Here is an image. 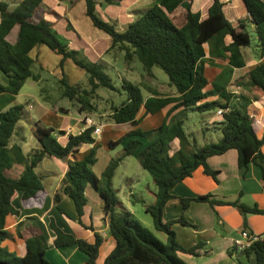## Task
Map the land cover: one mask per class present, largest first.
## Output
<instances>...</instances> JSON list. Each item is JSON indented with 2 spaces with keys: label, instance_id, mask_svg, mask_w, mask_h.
<instances>
[{
  "label": "trees",
  "instance_id": "16d2710c",
  "mask_svg": "<svg viewBox=\"0 0 264 264\" xmlns=\"http://www.w3.org/2000/svg\"><path fill=\"white\" fill-rule=\"evenodd\" d=\"M75 1L70 0L71 3ZM84 1L85 14L92 25L110 37L108 50L116 48L123 51L126 61L136 56L146 73L151 76L153 67H160L167 74L169 84L175 87V94L160 92L142 84L150 94L145 98L140 85L128 80L121 82L125 98L113 107L111 119L115 124L127 125L128 130L119 139L110 140L108 145L113 147L124 139L127 141L121 153L111 157L100 177L92 170L98 147L92 134L94 126L77 134L69 133L66 143L61 144L58 136L65 133L63 130L35 122L32 133L39 146L24 153L18 144H9L16 123L23 117L24 105L17 103L4 110L0 109V264H50L46 258L49 244L57 247L76 244L86 254L88 264H98L101 236L94 232L93 242L77 237L59 227L53 216L49 218V227L54 232L51 241L39 228L26 225L21 229L18 224L16 234L23 239L21 254L17 255L1 244L3 240L12 237L5 227L6 216L20 214L19 208L13 204L18 193L25 206L43 203L44 186L35 167L46 156L60 159L68 155L76 156L84 143L93 145L82 158L68 161V169L53 196V203L60 213L70 217L60 203L63 196L70 197L76 209V220L85 226L81 221L86 203L85 186L90 183L98 189L104 199L109 233L115 239L114 248L102 264H188L178 253L197 254L202 243L183 246L177 241L173 223L192 225L183 214L174 219L163 220V207L175 196L171 193L174 185L191 176L198 166L217 181L218 170L209 166L207 158L235 148L242 176L250 163L258 165L264 189V153L260 150L264 143V132L261 137L256 135L252 118L245 110V96H240L242 101L237 100L234 92L228 90V80L225 78L233 68L245 65L241 49L250 44L251 34L244 19H240L238 25H232L223 12L221 0H210L203 10L195 12L191 9L193 0H159L138 14L122 31L114 23L96 14L98 0ZM100 1L112 4L120 0ZM242 1L253 24L259 55L262 57L264 0ZM41 2L42 0H19L13 9H9L8 1L0 0V71L5 74V83L0 82V93L17 94L27 78L38 79L32 70L35 60L30 55V50L42 44L61 55L60 65L66 59H71L76 66L88 73L90 88L71 84L64 76L60 82L64 97L75 100L80 111H90L94 108L91 95L95 89H113L114 85L100 62L82 59L79 51L70 48L67 41L61 38L54 29L53 22L44 17ZM15 25L18 26V37L11 43L6 35ZM226 36L230 37V41L226 42ZM204 44L208 45V55ZM214 59H227V65L210 81L205 74V64L213 63ZM246 77L245 82H240L241 85L264 94V61L248 70ZM211 95L217 97L209 100ZM168 105L169 108L158 126L147 130L138 126L143 117ZM141 108L143 114L138 116ZM219 108H224L221 120L214 124L221 131V138L198 146L184 129L188 113ZM174 140L178 142L175 150L172 149ZM129 155H135L140 165L153 175L155 200L151 204H144V209L150 213L155 230L165 234V241L123 208L118 190L113 185L117 167ZM16 164L23 167L18 176L12 173ZM179 199L183 208L188 207L192 201L206 202L211 207L216 204L232 205L242 214L243 227L247 229L246 214L264 215V208L258 204H246L238 198L225 200L206 193ZM86 227L92 229L91 225ZM249 233L254 234L251 230ZM235 250L236 248L228 250V254L234 257L237 264H243L238 255L234 254ZM239 253L253 255V264H264V237L255 240L249 247L240 249Z\"/></svg>",
  "mask_w": 264,
  "mask_h": 264
},
{
  "label": "crops",
  "instance_id": "0c3cea01",
  "mask_svg": "<svg viewBox=\"0 0 264 264\" xmlns=\"http://www.w3.org/2000/svg\"><path fill=\"white\" fill-rule=\"evenodd\" d=\"M7 1L9 3V9H13L19 0ZM158 1L159 0H120L116 3L106 4L98 0L95 6V12L102 19L114 23L115 27L122 31L138 14ZM221 1L223 3V12L232 25L236 26L240 19H244L246 28L253 30V24L249 20V13L242 0ZM209 2L210 0H193L191 9L194 12L197 10H203ZM40 6L44 17L53 22V27L56 29L57 33L63 35L70 48L75 50L82 49L84 54H87V58H96L95 62H102L103 60L108 63V60L103 59L104 54L109 51L110 37L108 34L94 26L93 28L88 25L86 21H79L78 18L74 19L71 16L73 9H80L85 12L84 0H76L74 3H71L70 0H42ZM17 37L18 26L15 25L6 35V39L9 42L14 43L17 40ZM225 40L226 42L230 41V37L226 36ZM204 48L206 55H208V45L204 44ZM241 50L244 55L245 65L233 68L232 72L225 76L228 80L227 88L234 92L239 101H242L240 96H245V110L252 118V126L256 135L261 137L264 132V94L247 89L246 86L241 85L240 82L246 81L248 70L257 63L264 61V56L261 57L259 55L258 46L256 49L245 46L242 47ZM90 54L94 57H90ZM34 60L36 61V58H34ZM226 65L227 59H214L213 63H206L205 74L207 78L212 81ZM35 74L37 73L35 72ZM29 78L32 79L33 83H38L42 77L38 76L37 80H34L31 77ZM145 85L155 88L160 92L170 93L172 95L175 94V87H171L168 83L159 87H154L149 83H145ZM149 95L150 94L147 92V95L144 97L146 98ZM216 97V95H211L208 99L211 100ZM63 98L66 102L59 106L41 101L40 104L45 106L39 108L37 113L34 114L33 112L31 113L28 111V116L25 119L29 123L31 135L30 133L27 135V133L23 131L25 126L17 122L9 144H18L24 153H28L34 148H37L39 143L32 133L33 125L35 122H39L46 126L54 127L49 116H55L60 120H58L59 125L54 128L65 132L58 136V141L61 144H65L67 141V135L69 133H80L85 126L83 121L84 116H90L94 123L101 127L100 132L95 136V144H98L96 155H98L99 152L98 148L101 149L105 161L97 171H95L96 163L92 165V170L95 175L100 177L111 157H113L111 150H114L119 146H122L123 148L127 139L122 140L113 147H110L108 142L110 140L115 141L119 139L128 130V126L124 124H115L112 119H109L107 122H100L92 113L79 111V108L73 105L70 100L64 96ZM9 104L11 103L3 101L2 105L3 107H6L1 110L9 107ZM72 107H75L77 111V114H74L73 119L68 116L71 114L70 108ZM27 108L32 109L34 106L32 103H29ZM168 108L169 105L155 113L146 115L141 119L138 126L143 130L158 126L162 122ZM142 114L143 112L140 114L138 113V116ZM220 120L221 116L219 115L213 120H203L202 126L196 125V130L201 131L202 133L204 131L207 132L208 130L218 132L214 122ZM146 121H148L147 125L143 127L142 124ZM210 121H212V124ZM105 128H107L108 133L102 135ZM193 138L195 139V137ZM92 145L93 144L91 143H84L79 147L76 156L68 155L64 159L55 156H46L51 157L52 159L49 164H44L45 157L42 159V161L35 167V171L42 178L45 191L43 203L41 205L25 206L18 193L13 200V204L19 208L20 214L18 216L13 214H8L6 216L5 227L11 233L12 237L3 240L1 243L2 246L17 255L21 254L23 239L16 234V226L18 224L21 229L26 225L39 228L45 237L51 241L54 232L49 227V218L50 216H53L57 225L64 231L71 232L75 236L84 238L90 242H93L95 239L94 232L98 233L101 236L102 241L99 247L97 263H103L105 257L114 248L115 239L109 233L108 219L104 211V199L98 189L90 183L85 186L84 194L86 196V203L81 215V221L85 226L76 220V209L70 197L65 195L60 201L70 217L60 213L53 203V196L59 188L60 182L68 169V161L74 160L75 158H82ZM177 146L178 142L177 140H174L172 142V149L175 150ZM260 150L264 153V143L261 145ZM129 156L124 157L120 163L125 161ZM237 157L238 153L235 148H230L222 154L211 155L207 158V163L213 169L218 170L217 181H215L210 175L205 174L202 167L198 166L191 176L184 178L171 189V193L175 196L170 198L164 205L163 220L167 221L174 219L183 214L192 225L182 224L180 222L173 223L172 227L175 231L177 241L183 246H191L198 242L202 243L197 254L178 253V255L188 264H237L234 257L228 254V250L234 248H236L234 254L238 255V258L243 264H253V255L246 256L244 253H239L240 248L234 244V239L240 236V231L242 229H246L247 231L251 230L255 234H263L264 215L254 213L246 214L248 230L243 227L242 214L232 205L216 204L214 207H211L206 202L192 201L188 207L183 208L179 199V197H192L210 193L219 199L235 200L238 198L243 203H256L259 207L264 208V189L261 182L260 167L254 163H250L244 176H242V170L237 164ZM96 160H98V157H96ZM22 168L21 165L16 164L12 169L14 176H18L21 173ZM115 175L113 178V185L118 190V196L121 200L122 206L134 216L137 214L136 206L138 203H141L142 206H144V204H151L154 202L156 186L153 182L152 174L151 180H149L150 182L143 184V188L140 189L137 187V182H135L136 178L126 171L123 172L125 184L121 183L115 185ZM144 193L147 194V197H145ZM90 225L92 226V229L86 227ZM46 258L49 260L50 264H88L86 262V254L80 250L76 244L60 247L49 244V247L46 250Z\"/></svg>",
  "mask_w": 264,
  "mask_h": 264
},
{
  "label": "rangeland",
  "instance_id": "374dc122",
  "mask_svg": "<svg viewBox=\"0 0 264 264\" xmlns=\"http://www.w3.org/2000/svg\"><path fill=\"white\" fill-rule=\"evenodd\" d=\"M71 16L74 19L78 18L79 21H86L88 25L93 27L90 19L85 15L84 10L73 9V11L71 12ZM247 30L251 34L250 44L248 45V47L256 49L258 46L256 35L252 29L247 28ZM59 35L61 36L62 39H65L62 34ZM78 51H79V56L82 59L93 62L95 61L96 58H87L86 57L87 54H84L82 49ZM30 55L33 58H36V61H34L32 65V70L34 73L36 72L39 77H42L41 80L38 83H33L32 79L30 78L26 79L20 91L17 94H10L7 92L0 93V109L6 107V106L3 107L2 105L3 101L4 102L6 101V103H11L9 105L20 103L24 105V108L26 107V109H24L23 117L19 119L18 122L19 124H23L25 126V129H23V131L27 133V135L29 133L31 135V130L29 129V123L25 119L28 116L27 113L28 111L31 113L33 112L34 114L37 113L39 108L45 106L40 104L41 101L49 102V104H53L55 106L56 105L59 106L66 102L65 99L63 98L62 84L60 82L62 76H64L65 79L71 84L80 85L81 87L84 88H90V85L88 83V73L85 70L76 66L71 59H66L63 62V64L60 65L61 55L50 50L46 45L41 44L34 47L31 50ZM90 55H91L90 57H94L92 56V54ZM103 59L108 60V63L103 60L100 63L103 65L104 71L110 77L114 85V88L113 89L105 88V87L96 88L91 95V102L94 108L90 111H85L92 113L100 122L109 121V119H111V112L113 110V107L119 105L125 98V92L121 87V82H123V80H128L134 84L140 85L143 96L147 95V90L142 86V84L144 85L145 83H149L154 87L164 86L166 83L169 84V78L167 74L160 67L154 66L153 74L155 77L151 76L148 73H146L142 63L139 61V59L136 56H134L130 61H126L124 59V52L116 48L111 49L108 51V53L104 54ZM0 82L5 83V74L2 73L1 71H0ZM170 86L174 87L173 85ZM70 102L79 108V105L75 100L72 101L70 100ZM29 103H32L34 108L28 109L27 105ZM70 109H71V114H69L68 116L71 117V119H73V116L74 114H77V111L75 107H72ZM142 112H143V108H141L139 114ZM216 117H218V114L215 113V110L204 111V112L190 111L188 113V117L184 121V129L187 132V134H189V137L192 140L193 137H195V141L197 140L198 146L208 142H216L222 136L221 131L219 129L218 132L213 130H208L207 132L204 131L203 133L201 131L196 130V125L202 126L203 120L206 119L213 120L216 119ZM49 118L51 119L52 121L51 123H53L54 127L59 125L60 120L57 119V117L49 116ZM147 122L148 121L144 122L142 126L145 127L147 125ZM210 122L212 124V121ZM107 133H108L107 128H105L102 135H106ZM121 148L122 146L121 147L119 146L114 150H111V154L113 156L114 155L116 156L122 150ZM98 151H99L98 155H96V151H95V157H98V160H95L97 162H94L96 163L95 171H97V169L100 168L105 161L103 151L99 148ZM51 161H52L51 157L44 158V164H49L51 163ZM125 171L133 175L134 178H136L135 182H137L136 184L137 187H139V189L143 188V184L150 182L149 180H151V173L140 165L139 161L135 156H129L127 157V159H125V161L120 163L115 175V185L121 183L125 184L123 177V172ZM144 195L145 197H147L146 193H144ZM136 208H137L136 210L137 214L135 215V217L144 226L152 230L158 238H160L162 241H165L166 239L165 234L155 230L153 226L152 217L150 213L145 211L144 206H142L141 203H138Z\"/></svg>",
  "mask_w": 264,
  "mask_h": 264
},
{
  "label": "built area",
  "instance_id": "2783aa9c",
  "mask_svg": "<svg viewBox=\"0 0 264 264\" xmlns=\"http://www.w3.org/2000/svg\"><path fill=\"white\" fill-rule=\"evenodd\" d=\"M224 110V108H219L216 110V113L219 115V116H222V111ZM84 124L85 126L83 127L82 131L86 128H88L89 126H94V129H93V136L95 137L99 132H100V129L101 127L99 125H96L92 119V117L90 116H84ZM261 237H264V233L263 234H253L251 235L249 233V231H247L246 229H242L240 231V236L238 238H235L234 239V244L240 248V249H243V248H246V247H249L255 240L261 238Z\"/></svg>",
  "mask_w": 264,
  "mask_h": 264
}]
</instances>
